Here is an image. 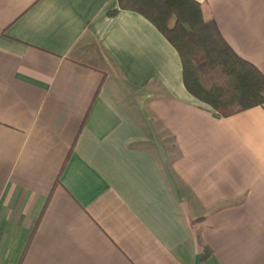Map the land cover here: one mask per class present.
Returning a JSON list of instances; mask_svg holds the SVG:
<instances>
[{"label": "crops", "instance_id": "1", "mask_svg": "<svg viewBox=\"0 0 264 264\" xmlns=\"http://www.w3.org/2000/svg\"><path fill=\"white\" fill-rule=\"evenodd\" d=\"M195 1L264 75V0ZM0 264H264V104L217 116L117 0H0Z\"/></svg>", "mask_w": 264, "mask_h": 264}, {"label": "trees", "instance_id": "2", "mask_svg": "<svg viewBox=\"0 0 264 264\" xmlns=\"http://www.w3.org/2000/svg\"><path fill=\"white\" fill-rule=\"evenodd\" d=\"M147 19L176 50L185 90L217 116L264 104V75L239 57L195 0H117ZM203 258L209 250L202 247Z\"/></svg>", "mask_w": 264, "mask_h": 264}]
</instances>
